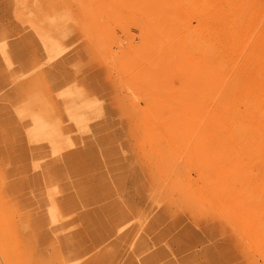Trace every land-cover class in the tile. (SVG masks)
I'll return each mask as SVG.
<instances>
[{"label":"rangeland","instance_id":"1","mask_svg":"<svg viewBox=\"0 0 264 264\" xmlns=\"http://www.w3.org/2000/svg\"><path fill=\"white\" fill-rule=\"evenodd\" d=\"M0 264H264V0H0Z\"/></svg>","mask_w":264,"mask_h":264},{"label":"bare ground","instance_id":"2","mask_svg":"<svg viewBox=\"0 0 264 264\" xmlns=\"http://www.w3.org/2000/svg\"><path fill=\"white\" fill-rule=\"evenodd\" d=\"M21 116H22V119L24 120V122H25L26 124H29V123L31 124V122H30V121H31V119H30L31 116H30V118H29V116H27L25 113H22Z\"/></svg>","mask_w":264,"mask_h":264}]
</instances>
